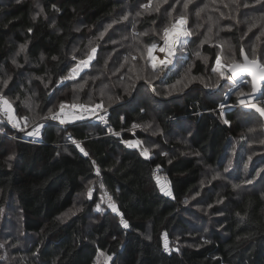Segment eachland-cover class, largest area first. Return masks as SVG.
Wrapping results in <instances>:
<instances>
[{"label": "trees", "instance_id": "16d2710c", "mask_svg": "<svg viewBox=\"0 0 264 264\" xmlns=\"http://www.w3.org/2000/svg\"><path fill=\"white\" fill-rule=\"evenodd\" d=\"M145 1L0 0V73L7 72L12 77L3 89L0 76V93L3 91L16 98L14 104L17 105L28 90L23 73L38 80L34 82L38 86L36 97L39 101L36 121H30L29 128L21 132L5 121L0 126V206L12 205L17 210L23 233L37 236L27 248L12 249L11 252L22 256L18 259L20 264H95L101 252L112 257L108 264H264V197L262 187H259L264 184V168L261 170L264 157L258 160L264 155V144L262 153H258L261 155L250 161L245 154L236 155L230 167L224 166L229 158V140L249 134L246 131L240 133L248 128L245 125H249L251 119L260 120L239 106H231L236 104L237 95L232 92L228 95L226 103L231 107L223 112V117L215 111L217 101L200 87H192L176 98L157 97L152 110L145 111L143 107L126 110L128 104L133 106L139 92L131 98L128 94L123 95L119 77L126 68L120 70L122 60L115 61L113 57L103 66L102 54L80 77L68 79L60 88L54 87L59 78L68 76L73 63L70 66L66 63L67 53L88 27L98 28L127 7ZM257 1L236 0L231 11L232 16L234 13L244 15L245 11L250 15V18L244 17L246 33L242 32L244 22L236 21L230 31H222L223 36L230 38L240 60V49L243 48L250 58L258 57L264 62V35H260L264 31V1ZM219 3L223 5V0ZM216 13V10L204 9L201 16L205 20L210 14L217 17ZM159 18V14L144 16L138 20L136 28L140 31L152 27ZM251 23L256 27L249 31ZM78 28L81 29L76 31ZM258 35L259 39L256 38ZM156 40L150 35L142 42L150 44ZM21 45L24 50L20 52ZM202 51L209 55L212 63L216 55L214 49L204 45ZM27 63L35 68H28ZM184 63L187 65L188 61ZM204 69L199 61L194 62V74H201ZM136 77L130 76L132 80ZM44 82L49 85L44 86ZM103 85L111 90L115 100L118 97L122 101L102 106L106 109L109 125L101 126L93 118H71L63 124L52 122L50 118L40 119L45 114L40 112L52 103L50 100H56L52 107L61 103L87 106L86 103L93 105L101 99L108 103L109 99L100 93ZM136 85L135 92L140 84L137 82ZM240 86L245 92L250 90L249 83ZM54 94L57 97L50 99ZM260 103L264 105V92ZM57 108L52 111L60 110ZM14 110L18 119L26 115L17 106ZM148 113L153 114L163 133L175 129L173 124L180 127L182 122L190 123V150L206 165L217 167L219 174L229 177L228 183L230 179L251 181L257 178L256 175L259 177L256 183L246 185L248 190L241 194H235L229 187L215 197L208 188L200 190L204 203H212L210 214L215 217L208 223L217 222L210 232L195 233V223L187 218L189 214L185 211V202L196 194L201 183L203 166L199 159L184 154L186 147L175 142L172 147H165L170 151L175 149V152L166 155L152 151L148 159L143 158L119 142L120 138L132 139L128 132L119 133V136L112 134L137 122L144 123ZM37 124L44 125L35 138L37 143L23 141L26 133ZM136 134L142 141V133L137 130ZM81 148L88 155H84ZM155 170L167 181L171 195L161 191L153 177ZM91 182L102 189L101 193L111 197L115 212L95 210L101 195L98 189L91 199L84 197ZM216 182H213L214 186ZM222 203L226 205L225 209ZM122 220L128 227H124ZM190 228L192 230L182 239L188 242L187 245L175 249L168 246L165 251V239L173 241L175 234L187 233Z\"/></svg>", "mask_w": 264, "mask_h": 264}, {"label": "rangeland", "instance_id": "374dc122", "mask_svg": "<svg viewBox=\"0 0 264 264\" xmlns=\"http://www.w3.org/2000/svg\"><path fill=\"white\" fill-rule=\"evenodd\" d=\"M220 0H192V2L189 4L188 10H185L183 8L184 0H180V3H176V0H168L167 3L163 4L160 7L159 12H146L142 5L148 3V0L145 2L137 3L135 6L127 7L122 13L116 14V16H113L108 20L105 24L97 27H88L87 31L83 34L82 37H79V39L73 43V45L70 47L68 53H67V62L69 66L72 64L71 68L75 67L77 62L81 59L80 57L85 56V58L90 54L91 48L95 47L97 49L95 53V57L92 60L91 63L99 60V55L102 54L103 58V66H105L113 57L115 58V61H119V59L122 60V65L124 67H120V70L126 68V72L119 77V82L122 83V91L123 95L128 94V98L135 96L137 92H139V96L137 97V100L133 103V106L128 104L126 106V110H131L134 107H143V109H151L153 108V104L155 103V100L161 97H180L186 92L190 90L192 87H200L205 93H209V95L217 101V107L215 111H217L221 117H223V114H221L220 105L224 104L225 107L223 109V112L231 107V106H238L237 103L235 105H227V98L228 95L233 91L229 90V85H227L226 82H222V80H219L218 75L213 73L211 71L212 67L215 66V59L217 55H221V48L220 45H223V55L221 56L222 62L226 61L229 57H234L237 60H240L238 57V53L235 50L234 45L232 44L230 38L225 37L222 35V31H230L233 26H235L234 22L242 24L244 22L245 29L242 30L243 33H246V23L244 20V17L247 16V18H250V15L245 11V14L237 16L234 13V16H232L231 11H233V7L235 6L236 0H233L231 2H228L226 0H223V5H219ZM264 0H259L257 2H263ZM175 4V11L172 12V19L178 17L180 14H184L187 16V24L186 27L192 31L193 35L190 37H186L182 39L185 41L183 44L177 45L175 49V54L172 57V63L169 64L166 68L163 69V71H160L159 69L156 70V72H153V69L150 65L145 64L146 56L144 59H141V54L145 48L146 45L142 42V39L145 36L153 35L157 38L156 42L159 45L163 44V41L160 38V35L157 34L158 30L162 28L165 24L169 22V16L167 14L166 10H170L171 6ZM227 4L228 6L225 7L224 5ZM205 5H207L206 8L208 11L216 10L215 17L213 14H210L207 16L205 20H203L201 14L198 17L196 15V11L198 8H202ZM153 7H155V3H153ZM192 11V12H190ZM140 12L141 15L137 16L136 13ZM212 13V12H211ZM247 13V14H246ZM152 14H159L160 18L159 20L152 26L148 28L141 29L140 31L136 28L138 20L141 19L144 16H149ZM124 15L128 16L127 20H123L122 17ZM250 21V20H248ZM111 24L112 27L108 28L105 32V29L107 26ZM252 24V23H251ZM81 28H78L76 31H78ZM211 29V31H209ZM104 32L103 38H100V33ZM142 33H147V35H140ZM207 40L206 43H202V41ZM204 45L209 46L210 48H213L215 51V58L213 62H210L209 55L205 54L202 51V47ZM21 52V50H20ZM83 52H86V54H81ZM245 52V50H244ZM199 53V56L197 55ZM246 53V52H245ZM154 55L159 56V52H154ZM162 54V53H161ZM247 54V53H246ZM252 54V52H251ZM248 55V54H247ZM132 56H136L137 59L135 61L132 60ZM75 57V59H74ZM188 57H190L188 59ZM82 58V59H85ZM125 58H127V63L125 62ZM98 59V60H97ZM185 60L188 61V64L185 65ZM199 61L201 65H204L205 69L204 72L201 74H194V62ZM65 63V64H66ZM91 63L89 64L88 68L85 70L87 71L89 67L91 66ZM184 63V64H183ZM132 64L136 65V71L130 72L129 68L132 66ZM28 68H35V66L31 63L26 64ZM121 65V66H122ZM69 69V72L71 70ZM113 67L111 66V69ZM95 69V68H93ZM85 71L79 73L77 77H80ZM177 72H179V75H176ZM2 75V76H1ZM69 75V74H68ZM131 75H138L139 79H131ZM168 75V76H167ZM0 76L3 81H7V86L12 77L7 72L0 73ZM23 76L26 80V87H28L27 91H24V98H22L17 105L14 104V102L17 100L16 98H11L8 95H5V93L2 91L0 94L4 95L13 106V109L15 106L21 108V112H23V117L29 116V121H27V128L36 121L38 118L39 113L37 112L39 108L38 100H37V91L36 89L38 86L34 85V82H37L38 80L36 77L28 76L27 74L23 73ZM66 76V75H65ZM108 76H111L110 73ZM76 77V78H77ZM127 77L129 79L127 80ZM168 78V81L166 82L165 79ZM195 77L196 79H193ZM247 79L246 77H242ZM42 81V78H39ZM240 80V79H239ZM65 81V82H64ZM73 81V80H72ZM147 81V82H146ZM180 81V83H177ZM228 81V80H226ZM68 82V79H63L62 77L59 78L55 84V88H60L61 86L65 85ZM140 84V86L137 88L136 92L133 90L136 83ZM40 83V82H39ZM44 86H48L49 82H44ZM207 85V87L205 86ZM219 85V86H217ZM223 85H227V87H224ZM6 86V87H7ZM46 86V87H47ZM106 85H103L100 89V93L103 91V96H106L107 99L111 97L112 99L108 101V103H105L101 98V101H103V107H107V104L109 105H115L120 102H122L120 99L115 100L114 96L111 94V90H109ZM137 86V85H136ZM175 86V87H173ZM3 89L5 88L4 85H2ZM21 88H25L22 85ZM250 87V83H249ZM155 89V92L152 91V89ZM246 89V88H245ZM21 90V89H20ZM250 91V90H249ZM247 91V92H249ZM169 92L171 94H169ZM52 94V93H51ZM235 95V94H234ZM53 97L50 99H53L54 96L57 97V94L52 95ZM31 99V100H30ZM52 103L50 105H46L40 114L45 113L44 115H48V109H54L58 106L52 107L56 100H50ZM77 103V102H76ZM100 103V102H99ZM260 103V102H259ZM65 104V103H64ZM87 106H93L90 105V103ZM57 108V109H58ZM103 109V108H102ZM249 113V112H248ZM30 114V115H29ZM144 114V113H143ZM33 116V117H32ZM18 119V118H17ZM20 121L21 127H24L25 121L23 119H18ZM33 120V121H32ZM6 122L7 120L5 117L0 115V126H2L1 122ZM32 123H29V122ZM249 125H245L246 130H243L240 134L242 135L244 131L248 132L249 134L245 133L243 136L234 137L229 140L228 145V153L229 158L224 163V166L230 167L233 158L237 156H241L245 154V157L247 158V161H250L253 157L256 155H261L258 153H262V146L264 144V137H263V131H261L262 122L261 120H258L257 118L251 119ZM181 126L178 127L175 124L173 126L175 129L171 130L170 133H163L158 128L155 117L153 114L148 113V118H146V121L143 123H136V125H139V127L136 128H129L126 129L127 132L132 136V141L135 143L136 141H140L141 144L138 145L140 148H148L149 149V155L151 156L152 151H155L156 153H166V155L171 154L172 152H175V149L169 150L172 144V142H175L177 144H182L185 146L184 154L188 155H195L199 162H201L203 166V173L201 175V183L199 185V189L196 191V194H194L187 202H185V211L187 214H189V217L191 220L194 221V227L193 230L195 233H199V235H203L207 232H210L213 226H217V222L215 220V223L212 225L211 222L208 223L209 219L211 217H215L213 214H210V204H205L203 200V196H200V190L208 188V191L211 192L210 194L214 197L217 196L216 194L218 192H222V190L226 188H230L235 194L236 193H243L246 189V185H251V183H256L259 179V177L256 175L254 177L255 180H251V183H248L245 180H233L230 179V182L228 183L229 177L223 175L221 172L219 174V171H217V167L211 168L208 165H206L202 158L192 152L190 150L188 143V134L191 129V124L187 122L180 123ZM11 128H13L16 131H20L18 128L13 127L9 124ZM26 128V129H27ZM25 129V130H26ZM31 129L30 131H32ZM139 131L143 135V140L137 138L136 131ZM179 131H185L184 134H180ZM263 132V133H262ZM6 133V132H4ZM7 134H10L7 132ZM11 137L12 134H10ZM33 137L26 134V138ZM36 138V137H35ZM258 145L257 147L253 148V146ZM169 147L167 150L165 147ZM242 150V151H241ZM242 153V154H240ZM264 157V155L259 156L258 160H261ZM264 168V166L261 167V170ZM246 171V170H245ZM245 171L242 173V177L245 174ZM234 173V171H232ZM222 176L227 177V179H221ZM158 178V176H157ZM156 178V179H157ZM162 183H165L167 188L168 184L167 181L162 178V176H159ZM216 179H221V181L218 182ZM217 181L216 185L214 186L213 182ZM255 181V182H254ZM228 183V184H227ZM248 183V184H247ZM234 185L236 187H234ZM160 187V185H159ZM259 187L261 188L262 196L264 197V184H259ZM98 189V192L101 193L99 187L94 185L92 182L88 184L87 190L84 193V197L91 199L92 193ZM161 189V188H160ZM91 190V193L89 194ZM203 190V191H204ZM221 190V191H220ZM238 197V196H236ZM78 204H80L78 202ZM111 205H114L111 197L102 191L100 195V201L98 205L96 206V211H113ZM223 208L225 209L224 203H222ZM224 209H221L224 213ZM221 211V213H222ZM221 213L216 215H221ZM205 216L206 218H204ZM19 216L17 213V210L10 205L9 203L0 206V264H20V259L22 256L17 255L12 251V249H15L17 247L21 248H27L30 244H32L31 240H36V235H25L23 231L20 228L19 225ZM206 220L207 222H205ZM203 226V228H201ZM192 227V226H191ZM202 229V231H201ZM192 230V228L189 229L187 233H180L174 235V240L171 241L170 239L167 240V244L169 247L175 248H181L188 244L187 241H183V237L187 236L189 232ZM33 241V242H34ZM13 244V247L11 245ZM100 258V253L97 256V259ZM97 259L95 264H97ZM109 263V262H108Z\"/></svg>", "mask_w": 264, "mask_h": 264}, {"label": "snow or ice", "instance_id": "6c2138e0", "mask_svg": "<svg viewBox=\"0 0 264 264\" xmlns=\"http://www.w3.org/2000/svg\"><path fill=\"white\" fill-rule=\"evenodd\" d=\"M168 0H148V3L142 5V8L151 14V12H159L160 7L167 3ZM192 2V0H184L183 8L185 10H188L189 4ZM153 3H155V7H153ZM176 3H180V0H176ZM225 7L228 5L225 4ZM246 6V5H245ZM207 5H205L202 8H198L196 11V15L199 17L201 12L204 11V8H206ZM41 12H43V9H40ZM167 14L169 16V22L165 24L162 28H160L157 32L158 35H160L161 40L163 41L162 45H159L157 43H151L150 45H146L142 54L141 59H144L146 56L145 64L150 65L153 69V72H156L157 69L160 71H163L164 68H166L169 64L172 63V57L175 54V49L179 44L185 43V41L182 39L186 37H190L193 35L192 31H190L187 27V16L183 13L180 14L178 17L172 19V12L175 11V4L171 6L170 10H166ZM137 16H140L141 13L137 12ZM123 20H127L128 16L124 15L122 17ZM155 23V21H153ZM112 25L109 24L107 28L105 29V32L108 28H111ZM256 27V24H252L249 26V31L252 30V28ZM31 31V30H29ZM211 31V29H209ZM140 35H147V33H142ZM260 35H264V31L260 33ZM104 32L100 33V38H103ZM259 39V35L256 37ZM207 40L202 41V43H206ZM221 48V55H217L215 59V66L212 67L211 71L218 75L219 80H230L232 83L229 85V90L233 91L234 94L237 95L238 103L246 109H254L256 112L260 114V116L264 117V105H262L259 102H256V96L255 94L257 92H260L261 89L259 87L260 82H264V62H260L259 60L255 58H250L247 54L244 53L243 48L240 49V55L243 57L242 60H237L234 55L232 57H229L226 61L222 62L221 56L223 55V45L219 46ZM24 50V46L21 45V51ZM97 49L95 47L91 48L90 54L85 59H80L76 66L71 68L69 75L67 77H62L63 79H75L80 71H82L84 68H87L90 64V62L94 59L95 53ZM255 51V49H253ZM154 52L163 53V57H159L157 55H154ZM199 56V53H197ZM55 59V57H53ZM75 59V57H74ZM137 59L136 56H132V60L135 61ZM125 62L127 63V58H125ZM15 63V61H13ZM123 67V65L121 66ZM130 72L136 71V65L132 64V66L129 68ZM251 77V91L245 92L241 88V83L247 84L249 81L245 80H238L240 77ZM139 79L140 77L137 75L136 77ZM193 79H196L193 77ZM147 82V81H146ZM177 83H180L178 81ZM3 85L7 86V81H3ZM207 87V85H205ZM219 86V85H217ZM175 87V86H173ZM153 92H155V89H152ZM169 94H171L169 92ZM101 95L103 96V91L101 92ZM112 98L109 97V100ZM118 99V97H117ZM103 101L100 103H96L93 106H86L83 104L77 105L73 103L71 105V108L77 109L79 108L81 111L77 113H65L64 109L66 108V105L64 103H61L59 105V113H54L52 109H48V115L44 116L42 115L40 119L45 120L51 118L52 120H59L61 124L66 122V118L69 116L72 119L76 120H82L85 117V114L91 113L92 115L97 114V109H102ZM221 114H223V109L225 107L224 104H221L220 106ZM106 111V109H103ZM0 113H2L6 119L7 122L12 124L13 127L18 128L21 131H25L27 128V117H22L25 121L24 127H21L20 121L17 119L15 115V110L13 109L12 103L2 94H0ZM63 114V115H61ZM101 121L104 123H107V120L103 115H100L98 117ZM225 123H228L227 120H225ZM43 124H37L32 131H28L26 134L33 137H38L40 135V128H42ZM133 128L139 127V125L133 124ZM111 131V129H109ZM115 135H118V133H113ZM71 138V137H69ZM127 143L128 147H136L141 144L140 141H136L133 143L132 141H125ZM79 147V145H77ZM81 151L84 152V149L81 148ZM141 154L145 156V158H148L149 156V149L148 148H142ZM84 155H88L87 152H84ZM99 174V172H97ZM248 183H251V181H247ZM157 183L160 185L161 191L164 192L166 195H171V192L168 190L165 183L161 182V179L157 178ZM234 187H236L234 185ZM91 193V190L89 194ZM113 211H116L115 205H111ZM122 223L124 224V227H128V224L126 221L122 220ZM166 236V234H165ZM150 239V237H148ZM165 251H168V244L167 240L165 239V245H164ZM100 258L97 259V264H108L109 261L112 260L111 256L105 255V253H100Z\"/></svg>", "mask_w": 264, "mask_h": 264}, {"label": "built area", "instance_id": "2783aa9c", "mask_svg": "<svg viewBox=\"0 0 264 264\" xmlns=\"http://www.w3.org/2000/svg\"><path fill=\"white\" fill-rule=\"evenodd\" d=\"M92 62V61H91ZM90 62V63H91ZM88 68V67H87ZM87 68H84L82 71H80L79 73H81V72H83V71H85ZM78 73V74H79ZM240 80H245V78H240ZM247 80V79H246ZM65 82V81H64ZM224 82H226L228 85H231V81L230 80H228V81H226V80H224ZM241 84H244V83H241ZM59 111L60 110H58V111H56V112H54V113H59ZM79 111H81L79 108H77V109H73V108H71V106H66V108L64 109V112L65 113H69V112H71V113H77V112H79ZM0 115H2L3 117H5L2 113H0ZM61 115H63V114H61ZM100 115H103L104 117H105V119L107 120V123H104L103 121H101L98 117L100 116ZM89 118H93V119H95V121L97 122V123H99L101 126H107V125H109V120H108V115H107V113L103 110V109H97V114L96 115H92L91 113H88V114H85V117H84V119H89ZM5 119H6V117H5ZM68 119H71V117L69 116L68 118H66V120H68ZM7 120V119H6ZM50 120L52 121V122H55V123H60L59 122V120L57 119V120H52L51 118H50ZM8 123V122H7ZM8 124H10V123H8ZM10 125H12V124H10ZM130 128H133V127H130ZM129 129V128H128ZM124 132H127V130L126 129H124V130H121L120 132H112V134L113 133H124ZM119 136V135H118ZM36 139H35V137H29V138H25L23 141H26V142H31V143H37L36 141H35ZM120 141V143L121 144H123L127 149H132V150H135V151H137L143 158H145V156H143L142 154H141V150H142V148H140V147H138V146H136V147H128V145H127V143H125V141H130V140H126V139H123V138H120L119 139ZM150 157V155L148 156V158ZM147 158V159H148ZM157 176L159 177V173H158V171L157 170H155L154 171V173H153V177H155V178H157Z\"/></svg>", "mask_w": 264, "mask_h": 264}, {"label": "water", "instance_id": "95a60500", "mask_svg": "<svg viewBox=\"0 0 264 264\" xmlns=\"http://www.w3.org/2000/svg\"><path fill=\"white\" fill-rule=\"evenodd\" d=\"M245 53V52H244ZM246 54V53H245ZM242 56H241V60H242ZM255 59H257V60H259L260 61V59L258 58V57H256ZM261 62V61H260ZM246 78H248L249 79V83H250V91H251V77H248V76H245ZM240 78H242V77H240ZM240 78H238V80L240 79ZM222 82H223V80H222ZM259 87H260V89H261V91L260 92H257L256 94H255V96H256V102H260V97L263 95V92H264V82H260V84H259ZM249 91V92H250ZM238 97H237V100H236V103H237V105L243 110V111H246V112H249V113H253V114H255V115H257L258 117H259V119L261 120V122H262V131L264 132V117H262V116H260V114L258 113V112H256L254 109H246V108H243L239 103H238Z\"/></svg>", "mask_w": 264, "mask_h": 264}, {"label": "bare ground", "instance_id": "6f19581e", "mask_svg": "<svg viewBox=\"0 0 264 264\" xmlns=\"http://www.w3.org/2000/svg\"><path fill=\"white\" fill-rule=\"evenodd\" d=\"M159 57H161V58H162V57H163V53H162V54H161V53H159Z\"/></svg>", "mask_w": 264, "mask_h": 264}]
</instances>
